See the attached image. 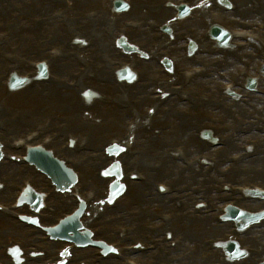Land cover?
Wrapping results in <instances>:
<instances>
[{"label":"rangeland","instance_id":"rangeland-1","mask_svg":"<svg viewBox=\"0 0 264 264\" xmlns=\"http://www.w3.org/2000/svg\"><path fill=\"white\" fill-rule=\"evenodd\" d=\"M29 1L30 0H11L10 2L7 1L6 3H0V10H3V8L5 6H8L9 11L13 13L14 12V8L22 7V8H24L23 14L25 15V20H28L30 17H41V16H43V14L47 15V14H49L51 12H58L59 10H61L63 8H66V2H68L70 0H33L34 2L31 1L30 3H29ZM94 1H95L94 3L86 4L85 8H83L82 10H85V12L89 11V10H99V9L103 10L105 8V6H107V0H94ZM127 1L130 2L129 0H127ZM193 3H195V2L193 1ZM29 6H30V9L28 11ZM210 9L213 10V11L217 10L215 7H211ZM108 12H110V11H108ZM15 13L16 12H14L13 14L16 15ZM0 15H1V13H0ZM74 15H76V13ZM26 23H27V21H26ZM59 24H61V23L59 22ZM50 30L44 31V33L40 37H34V42H37L39 40V38L45 37ZM27 35L28 34L25 33V35H23L22 38L16 37V39L12 40V42L13 43H17V42L23 40L24 42H22V43L28 44V43L31 42V40L28 39ZM209 45H210V43H209ZM71 47H73L74 52L83 53L82 50L83 49L87 50L89 46L84 45V46L81 47L79 45H72ZM114 56H117V55H114ZM118 57L120 59H123V61H128V62H131V63H132V61L139 59L135 55H132L131 58H129L127 56H124V55H122V56L118 55ZM254 62L258 63L257 61H254ZM242 63L243 62L235 63V65L233 66L232 70L235 71L237 68H240ZM247 64H248V62H247ZM75 70H76V67H74L72 69L73 72ZM52 72L54 73V71H52ZM55 74H57L61 78H68V75H62V74L57 73L56 71H55ZM69 79H71V78H69ZM160 80H161V78H160ZM98 84H96L94 82V80H92V78H84L83 82H81V90H80L81 93L80 92L70 93V95L72 96V98H74L75 100H77L80 103H82V101H83L82 100V94L85 93L87 90H93V89H91L92 88L91 86H93L94 89H95L98 86ZM114 85L116 86L117 84H114ZM146 85H147L146 87H140L139 88L140 93L147 92V93H144L142 95V97H140V98H139L138 95L127 96L126 94H124V100L127 101V105L128 106L132 105V102H133L132 100H134V96L136 97L137 100H141V99H147L148 100L149 97H150V101L153 99L152 98V89L153 88H158V87L156 85H154L153 82L151 83V81H149ZM40 88H41V85H39V87H37L35 90H30L28 87H26L24 91L15 92L14 94H7V96L5 94H3V91L0 90V92H1L0 93V99L3 100V102H2V107L3 108L2 109H3V111H5L7 113L8 118H11V116H13V114H21L20 115V117H21L20 121H23L22 114L24 115V113H25L26 115H29L30 112H32L29 116H27L28 118H26V121L23 122V123H25V122L31 120L30 122H28L29 123L28 128L25 125V128H26L25 133H27L29 130H31L33 124L41 123L43 118L46 117V115H48V114L55 115L57 117V119H58V123H59V119H63V121H64L65 119L74 118L75 115H77V113H75L71 109H68V110H65V111L62 110L59 106L67 105L66 101L62 100V99H56V100H50V101L46 102L44 107H42L39 110V113L37 114V117H35V112L36 111L33 112L30 107L26 106L24 104L25 101H19L18 99L16 100V97L22 95V92L32 91V92L35 93ZM96 89L99 90L98 93L99 94L101 93L100 95L103 96L104 98H106L107 100H108V98L112 99L116 95H119L117 93V91H115V90L112 91L110 89L109 90H101V89H98V88H96ZM207 90L212 91V90H214V88H208ZM140 93H137V94H140ZM61 94H58V95H61ZM147 95H149V97ZM146 104L147 103H145V105ZM92 105H94V106L89 107V108H83V109H86L87 111L90 112L91 110L94 109L95 105L96 106L99 105V101L94 100ZM119 105L123 108L122 102H119ZM183 108H184V106H180V107H178L177 109L174 110L177 113H179V111H180V112H182V114H179V116L177 118H176V116H173L176 119L171 123L172 125L174 124V128L176 130H179V131L170 130L168 132V130L165 129V132L163 134H160L161 131H159V130H161L163 128H161V129H159V128L160 127H164V125L162 123V117H161V118H157V119L154 118L155 120L153 119L151 121V123L149 125L150 126L149 128L143 129V130L140 128V129L137 130V132H135V136H138V139H142L144 141L143 143H141L137 147L138 151L140 152L143 148H145L144 150L147 153L145 158L149 162H151V161L161 162V160H163L164 162L171 161L167 157H164V152L163 151L166 148L167 149L169 148V151H173V149L175 147H177V148L178 147H182L183 149L190 150L191 154H196V152H198V154H199V153H201L203 151H206L201 146V143H203V142H198V143H200V145H198L197 148L188 147V145H187L188 144V140H189V142H191V139H192V137L190 138V134L191 133L188 132L190 129H192V132L197 131L199 128L206 129V130H211V132H212V126L214 124L217 125L219 131L225 129L224 124L221 126L220 123H217V120H219V119L224 122V120H223L224 117L221 114H218L217 110L212 109V108H208V109L205 108V109H202V110H200L198 112V111H193L192 109L189 108L191 113H187V111H183ZM118 109L120 110V108H118ZM124 110L126 111V114H128V110H126L125 108H124ZM125 111L123 113H125ZM249 112L251 113L252 111L249 110ZM123 113H122L121 121H120L119 124H123L125 122V119L123 118ZM88 114H90V113H88ZM91 115L89 117H87V118L80 115V122L82 123V126L85 125V124H92L95 121H99V122L105 123V122H107L109 120V117H106V116L97 117V116H94V115L91 116ZM236 115L243 116V117L248 119V116L251 115V114L248 113L245 116V115H242L241 113H237ZM130 116H132V115H130ZM94 117L99 118L100 120L94 119ZM209 118L213 119L214 124H213L212 120H209V122L207 121V119H209ZM57 119L54 121V126H56L55 122L57 121ZM167 120H169V122H170V119H167ZM155 122H156V124H155ZM230 124L231 123H225V126H230ZM166 125H167V123H166ZM54 131L55 130H53L52 132H54ZM83 131L84 130L81 129L79 133L82 134ZM158 131H159V133H158ZM179 132L180 133L181 132L182 133H187V135L184 136L183 138L179 137V135L176 136V134L179 133ZM143 133H149L148 137L143 136ZM197 134L198 133L193 135L195 137V140L197 139ZM7 135H9V134H6V136ZM99 135H100V133L97 135V137H99ZM109 135L107 136V138L110 137ZM103 136H104V134H103ZM222 136H224V135H222ZM64 143L66 144V148H67V142L64 141ZM58 144L60 146L59 148H62V145L60 144V142ZM203 144H205V143H203ZM141 145H143L142 148L140 147ZM149 146H151V147L149 148ZM206 152H209V151H206ZM235 152H237V151H235ZM229 155L230 154H226V157L229 156ZM162 157H164V158L162 159ZM110 162H111V160H110ZM126 166L127 165H125V167ZM168 166L169 167H173V164L172 163H168ZM127 169H130V168H124V170L122 168V173H125V171ZM138 169H140V168H138ZM180 170L181 169H180L179 165L176 164V166L173 169L172 174L169 177H167V178L164 177L165 179L157 178L156 181L160 182V183L170 182L172 180L171 176H173L174 177L173 182L179 183L178 180H179V177H180L179 176ZM202 170H204V169H202ZM207 171H208V169L203 171V174L208 175ZM80 174L83 176V173L80 172ZM97 177H98V180L102 181L101 178L99 177V172L97 174ZM20 179H24V177H22ZM95 179H96V181H98L97 178H95ZM200 179L201 180H203V179L208 180V178H206V177L205 178L201 177ZM103 181H104L103 184H98V183L87 184V185L83 184V189H80V186H79L78 191L79 192H83L84 195L88 191V193L90 194L89 196L91 197V199L96 201V205H97L98 202L100 201V199H102L105 196V192H106V189H107V184L106 183H108V180L104 179ZM154 181H155V179H154ZM182 181H183L182 184H186V185L189 184L190 186L197 187L198 189H203L204 188L202 183H193L194 181H196V179H194L193 182H190V181H187V180H184V179H182ZM224 181H228V182H231V183L232 182H236L237 185L238 184H247L248 182H251L250 180H247V179L239 181V180H233L232 178L224 179ZM122 182L125 183L124 180H122ZM218 182L219 181L213 182L212 186L213 187H214V185L217 186ZM254 182H257V183H259L261 185H264V180L262 178L255 179ZM80 184H82V183H80ZM180 187H183V186L180 185ZM149 188H150V191H151L152 190V186L150 185ZM92 192H94V197L93 198H92ZM143 192H146V190L143 191ZM131 200H134V199H131ZM120 201H121V203H120ZM130 202L131 201L128 200V199L124 201L121 198L117 204L115 203L118 206V208L119 207L120 208L119 209L116 208L114 212H111L112 210L110 212H107L109 214L106 217L108 218L109 216H113L115 214H121L122 213L121 209H123L125 211H128L130 209H132V210L133 209L143 210L142 208H144L143 206H145L143 204H140V198L135 200L134 203L132 202V204ZM116 205H114V206H116ZM101 206H98L99 209H103L104 208V207H101ZM160 207H161V205L159 204L157 208H155L154 210H151L150 214L151 215H155V214H162L163 212H166L165 210L160 209ZM171 211H172V209L168 210V212L172 213L173 211L172 212ZM149 219L152 220L153 218L149 217ZM108 221L111 223V226H112V229L110 228L112 235L111 236L106 235L105 237H103V239H105L107 242H112V243H116V244L121 243L122 241H119V240H117V238H115V236H118V234H119L118 227H120V226H118L117 223H114L111 220L110 217L108 218ZM209 223H211V220H209ZM104 224H105V221H103V222L96 221V222H94L92 224H89V225H90L91 228H99L98 226H103ZM149 224H150V222H149ZM122 225L125 226L127 224H124L122 222ZM123 226H122V228H123ZM106 228H108V227H106ZM5 229H7V228H5ZM112 230H114V231H112ZM131 236L132 237L127 238V239H129L131 241H135L136 240V242L139 243L140 238L137 235V233H134ZM148 236L149 237H148L147 240L149 242L152 241V238L155 237V235H152V234H150ZM17 239H18V237H16V239H13V240H17ZM125 240L126 239H124L123 241H125ZM246 243L248 245L250 244L247 241H246ZM22 254L25 257L26 264H41V263H39V262L42 261V259L39 260L40 254L36 255L35 257H31L28 254V252L26 250H24V249H22ZM79 259L88 261L90 259V256L88 255L85 258L82 257V258H79Z\"/></svg>","mask_w":264,"mask_h":264},{"label":"bare ground","instance_id":"bare-ground-1","mask_svg":"<svg viewBox=\"0 0 264 264\" xmlns=\"http://www.w3.org/2000/svg\"><path fill=\"white\" fill-rule=\"evenodd\" d=\"M85 1H87L89 3H93L94 2V0H82V1L77 0V2H75V3H73V1H72L71 9L74 10V12L78 11L80 9L82 3L85 2ZM206 5L207 4L203 5V7L206 6ZM203 7H201V9ZM259 7L261 9L258 10V14L260 15V17H264V3H263V8H262V4H260ZM156 9L157 8H154L152 10V12H155ZM162 13L164 15L163 14H159L158 15V13H154L153 16L159 17L161 19H165V17H168V16L170 17L171 16V15H169V12L168 11H163ZM199 14H200V12L198 10H195V15L193 17L189 18L186 21L190 25V28L193 27V23H200V24H202V22H200V19L201 18H200V15ZM160 16H164V18L163 17H160ZM159 18H157V19H159ZM70 23H71L70 20L66 23L67 24V30H69V31H70ZM95 25H100L99 26L100 27V30H102V32H103V33H101V37H98L97 39H92V40H89L86 37H83V38L85 39V41L87 43H91L92 46H93V48H96V50H98V49H102V45L106 41H108V39L111 37L112 31L115 32V29L113 28V25L114 24H108V25H106L105 22L98 23V24H95ZM146 35H147L146 33H143V34L140 35V37L146 38L147 37ZM105 53H109L110 54L111 52H110V50H108ZM152 56H154V55L152 54ZM103 61L105 62L106 59L103 58ZM71 63H72L71 61H69L68 63H62V64H60V66L58 68H56V70L58 72H60L61 74H65V72H63L62 70L63 69L64 70H70V69H72L75 64L74 63L71 64ZM148 67H153V63L149 64ZM229 67L230 66H229L228 60H226L225 63H224V68L228 70ZM111 71H112V69L109 68V67L108 68H105L104 66H100V71L90 70V72H89V70H88L85 73L86 75L84 76V78L87 77V75L90 73V74H92V76L94 77L95 80L98 79L102 83L107 84L108 89L118 90L116 87L112 88L113 87V83H112L113 78H112V75H111ZM99 73H100V75H98ZM47 88H50V87H42L41 90H38L35 93H33V92L22 93V95L16 97V100L18 99L19 101H25L24 104L26 106L30 107L33 112L36 111L35 112V117H37V114L39 113V110L42 107H44V105H45L46 102H48L50 100H56V99L65 100L66 103L68 102L70 108H72L75 112H77V113L80 114V111H81L80 110V107H79V105L77 104V101L74 98L70 97L69 95H65V94L58 95V94H56L54 92L55 89H49L48 91H46ZM78 88H80V87H78ZM129 92L132 94V90H129ZM262 101L263 102H261V103H264V100H262ZM196 107L197 106H194L193 108H196ZM229 108H233V104H230V107ZM229 108H226L225 109V110H227L226 111V114H229ZM241 109L246 111V108H244V107L239 108L238 111L240 112ZM176 116H178V114H176ZM30 121L31 120L25 122V125H29L28 122H30ZM12 125H15V124H12ZM16 127L17 128H20V127H24V125L22 123H20ZM184 136H185V133H183V135L181 137H184ZM150 147L151 146H149V148ZM121 157H124L125 158L126 157V154L123 155V156H121ZM128 163L132 165V164L138 163V160H128ZM89 164H90V162L87 163V165H89ZM249 164H251V166L248 168L249 171L251 172V174H253V172H255V171H259L260 172L261 170H263L262 175H264V157H262V158H260L258 160H253ZM175 166L176 165L173 164V167H175ZM8 168H9V170L16 172V167L15 166L10 165ZM89 170H91V169L86 168L85 172L87 174L93 175L94 174V171L91 170L90 173H89ZM250 172H247V174L250 173ZM154 174L155 173H152V175H154ZM196 174L197 173L195 172L194 175H196ZM160 175H161V173H157V174H155L153 176V178H156V177H158ZM163 175L165 177H169L170 176V174H167V173H164V172H163ZM90 177L91 176H89V175L87 176L88 179H90ZM35 183L37 185H41V187L44 186V184L42 182H40L38 180V178H36V177H35ZM141 188H142L141 185L133 184L130 192L127 194L128 195V199L130 201H131V199H134V200L135 199H138L140 197L139 191H140ZM155 201H159V200H155ZM64 206L67 207V208H69L68 205H64ZM59 207H60L59 204L54 201L52 203L47 204L46 209H47L48 213L53 214V211H56ZM90 214H91V212H90ZM207 220H208V218H204V219H199V220H197L195 222L192 217H188V218L184 219V222L183 223L178 224L177 228H181V231L183 230V233H182L183 234V237H184V239H186L188 241H194V239H196V238L188 235L192 231L193 234H197V235H200L201 234V236H204L203 237L204 240H206L207 242H211V241H213L215 239V237H217L215 235H217L219 233H222V231H224V229H226V227H219V226H216V225L213 226V225H210V224L204 225L205 224L204 222L207 221ZM128 221H130V222H136L134 220H128ZM263 237H264V231H258V230H256L252 234H248L246 239H250L252 241V243H255V242L256 243H259L260 240ZM254 238H255V242L253 240ZM200 242L201 241H199V243ZM256 245L260 246V244H256ZM258 249H259V247H258ZM262 251H264V249ZM73 257H74V254H73ZM256 259L257 258H254V257L253 258H250L249 261L247 262V264H256Z\"/></svg>","mask_w":264,"mask_h":264}]
</instances>
